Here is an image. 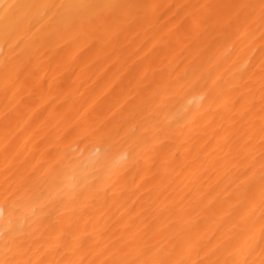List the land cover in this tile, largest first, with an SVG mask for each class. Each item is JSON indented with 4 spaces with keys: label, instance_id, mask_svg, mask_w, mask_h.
<instances>
[{
    "label": "bare ground",
    "instance_id": "1",
    "mask_svg": "<svg viewBox=\"0 0 264 264\" xmlns=\"http://www.w3.org/2000/svg\"><path fill=\"white\" fill-rule=\"evenodd\" d=\"M0 264H264V0H0Z\"/></svg>",
    "mask_w": 264,
    "mask_h": 264
}]
</instances>
